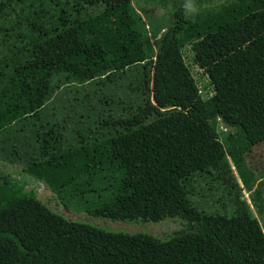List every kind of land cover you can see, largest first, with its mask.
Wrapping results in <instances>:
<instances>
[{"label": "trees", "instance_id": "trees-1", "mask_svg": "<svg viewBox=\"0 0 264 264\" xmlns=\"http://www.w3.org/2000/svg\"><path fill=\"white\" fill-rule=\"evenodd\" d=\"M170 1L171 22L152 59L130 0H0V150L7 159L18 157L60 200L78 197L94 216L182 223L165 239L109 231L69 220L2 178L0 264H156L213 243L255 220L228 155L264 228V177L246 160L264 141V0L194 13L189 0ZM187 44L212 86L209 97L184 61ZM133 67L132 104L98 98L122 103L123 112H98L68 134L44 117L64 83L110 84ZM219 124L231 130L225 143ZM90 192L96 201L82 199Z\"/></svg>", "mask_w": 264, "mask_h": 264}, {"label": "rangeland", "instance_id": "rangeland-1", "mask_svg": "<svg viewBox=\"0 0 264 264\" xmlns=\"http://www.w3.org/2000/svg\"><path fill=\"white\" fill-rule=\"evenodd\" d=\"M108 1L117 2V0ZM161 1L167 0H130L131 5L143 21L149 44L153 50L152 56H150L152 59L155 55L156 39L171 22L170 14L173 5L170 0L165 5ZM223 1L226 2L228 0H189V10L194 13L208 7L210 8V6L218 7V4ZM182 52L184 61L196 80L199 93L203 97H209L213 93L212 86L203 69L194 63L191 46L188 44L184 45ZM136 73L137 68L133 67L122 79L100 86H97L94 81L83 84L76 82L64 83L56 88L52 97L46 101L44 117L50 122H58L60 128L64 129L65 133L68 134L73 127L92 124L98 112L106 114L109 109L116 114L123 112L122 103L112 101V98H109V104H103L98 101V98L103 99L105 94L107 98L108 96L115 99L122 98L125 101V105L127 103L132 104L135 96L131 87L136 85ZM95 89H98V91ZM230 131L223 124L218 125V133L223 143H225L224 136ZM227 158L241 188V198L248 202L255 220L246 224L240 230L227 233L213 243L190 250L183 256L172 257L156 264H264V228L261 224V215L250 198L251 192L242 183L233 161L229 155ZM13 159H7V152L0 150V179L4 178L5 181L11 179L14 184H23L26 191L33 190L46 206L69 220L89 223L115 232H145L161 239H165L182 226L181 221L175 218H165L158 222H147L113 220L94 216L83 209L84 203L82 205L78 197L70 198L64 196L60 200L43 181L31 177L28 169L25 168V164L18 157ZM246 160L249 169L252 170L254 175L264 177V141L251 147ZM1 182L3 181L1 180ZM94 196V193L90 192L82 199L85 201H96L98 197H96L97 195ZM102 196L107 197L106 193ZM215 205L218 206L216 203Z\"/></svg>", "mask_w": 264, "mask_h": 264}]
</instances>
